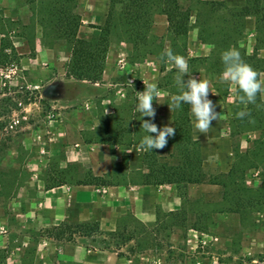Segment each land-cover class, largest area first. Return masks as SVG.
<instances>
[{
  "label": "rangeland",
  "instance_id": "1",
  "mask_svg": "<svg viewBox=\"0 0 264 264\" xmlns=\"http://www.w3.org/2000/svg\"><path fill=\"white\" fill-rule=\"evenodd\" d=\"M52 1L26 0L42 25V45L61 55L48 73L27 71L17 51L2 49L10 38L0 35V264H67L62 248L96 250L103 244L98 242L101 239L112 246L116 243L120 255L115 264H264V130L250 129L252 125L237 118L245 105L231 103L235 85L221 83V73L209 59H202L211 60L222 50L215 44L221 37L226 38L227 49H237L240 56H245V49L250 52L254 17L238 19L224 0H178L189 11L188 31L182 36L168 32L167 22L153 9L148 27L127 23L123 4L107 0V75L100 78L99 86H93L65 76L70 44L52 27ZM86 2L93 0H70L64 5L81 16ZM83 11L85 17L94 14ZM197 18L204 24L199 25ZM95 22L85 21L77 35L95 38L99 29L94 26L105 24ZM201 27L212 44L201 41ZM168 49L185 59V81L189 76L209 81V92H214L224 112L222 125L229 149L221 146L222 163L228 169H204L207 180L202 183L173 184L179 208L157 211L151 227L126 212L113 237L107 234L111 229H102L95 241L91 236L75 235L68 240L49 234L53 225H39L38 209L46 206L41 195L45 190L61 184H87L102 195L107 189L128 188L132 174L127 151L139 150L149 162L150 151L139 146L144 135L141 119H150L159 129L171 126L177 110L168 106L178 92V71L162 58ZM258 51L264 53V49ZM197 56L201 59H193ZM10 62L16 65L15 71L4 77L1 71ZM259 80L264 82V76L259 75ZM144 83L158 87L152 118H140L135 112L136 92L144 90ZM260 97L264 99V92Z\"/></svg>",
  "mask_w": 264,
  "mask_h": 264
},
{
  "label": "crops",
  "instance_id": "2",
  "mask_svg": "<svg viewBox=\"0 0 264 264\" xmlns=\"http://www.w3.org/2000/svg\"><path fill=\"white\" fill-rule=\"evenodd\" d=\"M224 1L228 7H239L247 2V0ZM0 3V27L3 28L2 31L0 30V35H8L10 38L9 45L3 46L2 49L10 47L17 51L21 55L19 59L22 66L29 72L45 74L51 71L58 64L61 55L53 47L42 45L44 42L42 37L45 35L42 25L36 21L35 15L33 16L27 8L26 0H0ZM87 3H89L88 6ZM106 5L107 0L86 2L81 8V25L78 28V33L85 21L94 23L96 19L95 23L102 24L105 20ZM84 8L93 11L94 14L85 17ZM159 15L163 16V21L166 23L165 16ZM30 44H34V46H30ZM107 63L108 54L105 56L101 80L107 75ZM259 75L264 76V73ZM93 86H99L98 82H95ZM214 95L213 91L208 92V99L215 105V111L218 113L217 120L211 121L210 128L205 134L198 133L193 128V117L189 111L191 136L199 142L202 167L206 170H214L219 167V171H226L228 165L222 163L225 154L221 146H226V150L229 149V147L227 148L229 138L224 133L225 129L222 125L224 112L221 111L219 101ZM229 99L230 97L226 101H230ZM231 103L239 104L234 100H231ZM127 153L128 166L132 174V178L128 180V188L119 186L107 189V192L102 195L87 184H61L47 189L44 191L45 193L41 194L46 206L38 209L41 216L39 225L43 227L54 226L62 222L81 223L95 220L100 230H116L117 222L126 212H129L135 219L151 227L155 222L157 211L179 208L181 201L175 192L174 183H143V175L149 168L147 158L139 150L129 149ZM135 173L138 176L135 177ZM2 229L3 227L0 228V231ZM86 248L83 246L67 248L65 246L61 250V255L67 264L71 261H78L80 264H115L116 251ZM106 259L109 260L106 261Z\"/></svg>",
  "mask_w": 264,
  "mask_h": 264
},
{
  "label": "trees",
  "instance_id": "3",
  "mask_svg": "<svg viewBox=\"0 0 264 264\" xmlns=\"http://www.w3.org/2000/svg\"><path fill=\"white\" fill-rule=\"evenodd\" d=\"M61 0H53L50 16L54 18L53 29L58 35L64 37L70 44V53L65 64V76L77 80H85L88 82H98L101 78L105 53L107 48V31L108 21L102 26H94L99 29V34L95 38H83L77 35L79 26L81 25L80 15L69 11L65 2L70 0H62L61 5L55 8V4ZM112 4L120 2L123 4V13L127 18V23L136 22L138 28H146L150 24V10L153 9L159 14L165 16L167 22V31L174 35H185L188 31L189 11L179 5L178 0H109ZM231 15L237 16L238 19H243L248 16L255 18L254 26V44L252 50L247 52L241 59L249 65L257 73H264V53H259V49H264V0H247V2L234 9L227 7ZM122 11V10H121ZM199 25L204 24L203 20L197 18ZM140 23V24H139ZM93 26V25H92ZM207 27V26H206ZM204 29L199 28V37L204 43L212 44L213 41L207 40L204 34ZM212 32L207 33L210 35ZM201 35V36H200ZM203 35V36H202ZM221 51L215 53L210 60L207 56L202 59H209L210 65L217 73L223 72V64L221 62V53L227 49V40L221 37L215 42ZM192 59V58H190ZM193 59L200 60L197 56ZM241 95L236 90L235 86V101H238V96ZM246 115L242 120L246 124L252 125L250 129L264 130V99L257 94L256 102L245 106ZM174 127V135L167 139L166 145L159 149L157 153L154 149L149 154V168L143 175V183L162 184V183H202L207 180V173L201 165V155L199 142L191 136V123L189 117V106L182 105L181 108L175 110L172 117ZM230 174V170L227 175ZM176 213V212H175ZM170 214H174L170 212ZM158 219V217H157ZM192 224L191 227H195ZM54 234L58 237H65L68 240H73L75 235L82 237L91 236V240H96V235L102 233L99 229L97 221L90 220L81 223H66L54 225L49 229V234ZM109 236H115V230L107 233ZM99 248L110 249L117 251L116 243L112 246L111 242L98 240Z\"/></svg>",
  "mask_w": 264,
  "mask_h": 264
},
{
  "label": "clouds",
  "instance_id": "4",
  "mask_svg": "<svg viewBox=\"0 0 264 264\" xmlns=\"http://www.w3.org/2000/svg\"><path fill=\"white\" fill-rule=\"evenodd\" d=\"M162 58L165 62L173 64L178 71L176 77L178 92L170 97L169 108L170 105L177 109L182 105H188L193 117V128L198 133L205 134L210 128L211 121L217 120L218 116L215 105L208 99V92L211 90L209 81L191 76L185 81L183 76L188 73L186 61L182 56L174 54L171 49L166 50L162 54ZM220 59L224 66L220 82L236 86V90L241 93L238 96L239 103L245 106L255 103L257 94L264 92V82L257 79L256 71L242 61L239 51L235 48L230 47L224 50ZM144 85L143 91L136 92L135 112L139 114L140 118H152L155 115L152 102L158 99V87L155 83H144ZM245 115L244 111L236 113L237 118H242ZM140 129L143 130L144 135L139 140V146L141 149L152 152L154 149H162L166 145L167 139L174 135L173 126L165 125L158 129L150 119H141Z\"/></svg>",
  "mask_w": 264,
  "mask_h": 264
},
{
  "label": "built area",
  "instance_id": "5",
  "mask_svg": "<svg viewBox=\"0 0 264 264\" xmlns=\"http://www.w3.org/2000/svg\"><path fill=\"white\" fill-rule=\"evenodd\" d=\"M16 65L13 62H10L4 71H1V75L4 77H9L12 72L15 71Z\"/></svg>",
  "mask_w": 264,
  "mask_h": 264
}]
</instances>
